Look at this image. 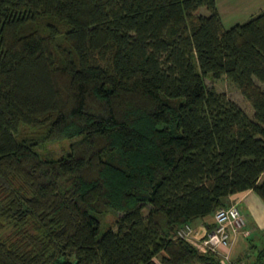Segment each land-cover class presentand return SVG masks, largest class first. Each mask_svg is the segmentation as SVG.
Here are the masks:
<instances>
[{
    "label": "trees",
    "instance_id": "16d2710c",
    "mask_svg": "<svg viewBox=\"0 0 264 264\" xmlns=\"http://www.w3.org/2000/svg\"><path fill=\"white\" fill-rule=\"evenodd\" d=\"M258 82L264 10L226 29L216 0H0V264H219L177 231L264 202ZM247 242L234 261L264 264V231Z\"/></svg>",
    "mask_w": 264,
    "mask_h": 264
},
{
    "label": "crops",
    "instance_id": "0c3cea01",
    "mask_svg": "<svg viewBox=\"0 0 264 264\" xmlns=\"http://www.w3.org/2000/svg\"><path fill=\"white\" fill-rule=\"evenodd\" d=\"M217 9L221 16L224 28L227 20L231 21V25L247 21L251 16L256 15L264 10V0H216ZM231 27V26H230ZM235 201L233 204L239 208L244 224L237 230H231L232 243L229 247H221L223 253H228L232 258L237 256L243 249L246 248L247 235L264 231V202L253 191L248 190L241 194L234 195ZM246 218H252L249 224ZM214 215L205 216L191 223L193 228L194 238L190 241L192 244L206 235L209 231L208 226L214 225ZM242 229L244 231H242ZM242 231V232H241ZM242 233H246V238L242 237Z\"/></svg>",
    "mask_w": 264,
    "mask_h": 264
},
{
    "label": "rangeland",
    "instance_id": "374dc122",
    "mask_svg": "<svg viewBox=\"0 0 264 264\" xmlns=\"http://www.w3.org/2000/svg\"><path fill=\"white\" fill-rule=\"evenodd\" d=\"M198 13H202V14L206 15L208 12H207L206 8L203 6V7L199 8ZM230 22L231 21L227 20L224 23L226 26V29L229 28L230 26H232L231 25L232 23H230ZM205 83H206L208 88H213L217 92L223 93L224 95H226V97H228L229 99L236 102L247 113V115L250 118L253 117L254 112H253L252 106L250 105L248 100L241 94L239 89L232 82H230L228 80V78H226V76H222L218 79H213L210 76H207V77H205ZM258 84L264 89V83L258 82ZM72 141H73L72 139H68V138L51 141V142H48L42 146H38L37 150L43 156L44 155H51L54 157H60L69 151L70 143ZM232 204H233V202H231L230 205H232ZM145 210H146V208H145ZM121 213H122L121 211H117L115 209H109V210L102 212V213H94L95 216L97 217V219L99 221V225H100V231H99V235H98L99 237L102 235V233H104L108 229H110V228L115 229L116 220L118 219V217ZM245 219L247 221H249V224H247V225L250 226V223L253 221L252 218H246L245 217ZM241 227H239L237 230H239ZM242 231H244V230L242 229ZM246 235H247L246 233H242L243 238H246L245 237ZM246 243H247L246 245L248 246L247 241H246ZM247 246L237 256H234L233 260L234 259L236 260L239 255H241L244 251H246Z\"/></svg>",
    "mask_w": 264,
    "mask_h": 264
},
{
    "label": "built area",
    "instance_id": "2783aa9c",
    "mask_svg": "<svg viewBox=\"0 0 264 264\" xmlns=\"http://www.w3.org/2000/svg\"><path fill=\"white\" fill-rule=\"evenodd\" d=\"M215 227L193 244L201 253L212 252L218 257L219 264H237L221 247L231 245V230L237 231L244 223L243 216L236 204L221 207L214 213ZM177 236L191 241L194 238L191 224H185L177 231Z\"/></svg>",
    "mask_w": 264,
    "mask_h": 264
}]
</instances>
